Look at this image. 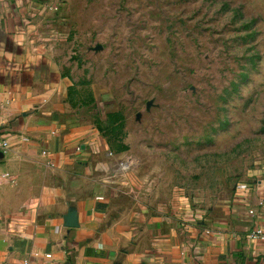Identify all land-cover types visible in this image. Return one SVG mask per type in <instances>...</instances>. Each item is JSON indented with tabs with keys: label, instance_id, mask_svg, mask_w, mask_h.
<instances>
[{
	"label": "rangeland",
	"instance_id": "obj_1",
	"mask_svg": "<svg viewBox=\"0 0 264 264\" xmlns=\"http://www.w3.org/2000/svg\"><path fill=\"white\" fill-rule=\"evenodd\" d=\"M55 1L67 113L133 197L208 216L264 173V0Z\"/></svg>",
	"mask_w": 264,
	"mask_h": 264
},
{
	"label": "crops",
	"instance_id": "obj_2",
	"mask_svg": "<svg viewBox=\"0 0 264 264\" xmlns=\"http://www.w3.org/2000/svg\"><path fill=\"white\" fill-rule=\"evenodd\" d=\"M55 5L0 0V264H264L247 236L264 228V173L208 216L127 191L97 130L67 113Z\"/></svg>",
	"mask_w": 264,
	"mask_h": 264
},
{
	"label": "built area",
	"instance_id": "obj_3",
	"mask_svg": "<svg viewBox=\"0 0 264 264\" xmlns=\"http://www.w3.org/2000/svg\"><path fill=\"white\" fill-rule=\"evenodd\" d=\"M6 147H7V141L5 139H0V150H4V149H6ZM129 164H131V161L130 162L129 161H122L121 162V166L123 169L128 168ZM0 177H1V173H0ZM10 183H13V181L10 180ZM247 236L250 240L264 242V228H262V227L250 228ZM45 258L49 260L51 258V254L46 253Z\"/></svg>",
	"mask_w": 264,
	"mask_h": 264
}]
</instances>
